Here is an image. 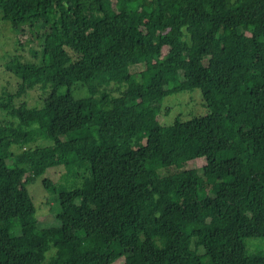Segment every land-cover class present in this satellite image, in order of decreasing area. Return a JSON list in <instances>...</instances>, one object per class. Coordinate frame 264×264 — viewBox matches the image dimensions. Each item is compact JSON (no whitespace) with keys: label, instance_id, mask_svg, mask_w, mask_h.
<instances>
[{"label":"trees","instance_id":"16d2710c","mask_svg":"<svg viewBox=\"0 0 264 264\" xmlns=\"http://www.w3.org/2000/svg\"><path fill=\"white\" fill-rule=\"evenodd\" d=\"M0 9L20 46L36 23L50 27L32 61L6 64L19 82L0 94V264H264V0ZM35 88L50 90L40 106L17 104ZM194 89L207 112L161 124L164 99ZM157 161L176 170L162 176ZM74 163L89 172L77 186L43 180L62 214L41 226L26 184Z\"/></svg>","mask_w":264,"mask_h":264},{"label":"rangeland","instance_id":"374dc122","mask_svg":"<svg viewBox=\"0 0 264 264\" xmlns=\"http://www.w3.org/2000/svg\"><path fill=\"white\" fill-rule=\"evenodd\" d=\"M53 17H55V10H53ZM50 28V27H47ZM43 23L38 22L31 30L32 37L25 39L24 45L20 46L19 37H24L25 34L20 35V30H15L9 21H6L2 17L0 9V94H4V91H15L18 86L19 79L6 70L7 62L15 55L25 56L24 61H32L31 49L40 50L42 48L44 33L47 29ZM183 50L188 49V40L181 44ZM168 47L163 48L164 53H167ZM139 68H144L139 66ZM63 87L60 91H65ZM75 96L85 97L88 95V88L84 83H78L72 88ZM50 94V90H43L41 88H35L26 93V95L17 100V104L26 101L28 106H40L42 99ZM117 95L118 91H114ZM203 97L199 89H194L186 92L174 93L167 96L163 101L162 111L158 114L157 119L161 124H171L176 118L180 117L182 120H186L193 115L205 114L207 108L203 106ZM9 116L7 110L0 108V119L6 120ZM25 119V118H24ZM69 137L76 138L74 133L68 134ZM48 141V140H46ZM47 142H43L46 145ZM48 144V143H47ZM18 151L19 149L14 148ZM203 160L201 158L196 159L191 163L181 165L180 168L201 167ZM154 168L163 176L170 174L176 170L165 169L162 167L159 161L154 163ZM89 175L88 166L82 163H74L71 165L59 164L55 167L49 168L44 174L29 179L26 184L30 195L33 198V202L36 209V218L38 223L43 227L58 226L60 224V218L62 211L59 203L57 193L44 186L43 180L50 178L61 189H67L80 183L84 176ZM77 186V185H76ZM188 200L185 201V204ZM7 230L1 232L2 237H6ZM55 252L51 249L47 252V258H49ZM123 260H118L114 264H122Z\"/></svg>","mask_w":264,"mask_h":264}]
</instances>
